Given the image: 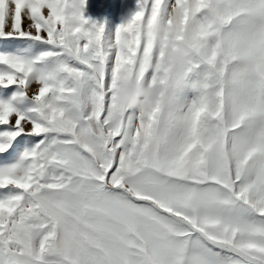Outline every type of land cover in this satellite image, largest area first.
Listing matches in <instances>:
<instances>
[{
	"label": "snow or ice",
	"instance_id": "1",
	"mask_svg": "<svg viewBox=\"0 0 264 264\" xmlns=\"http://www.w3.org/2000/svg\"><path fill=\"white\" fill-rule=\"evenodd\" d=\"M87 3L0 0V264H264V0Z\"/></svg>",
	"mask_w": 264,
	"mask_h": 264
},
{
	"label": "clouds",
	"instance_id": "2",
	"mask_svg": "<svg viewBox=\"0 0 264 264\" xmlns=\"http://www.w3.org/2000/svg\"><path fill=\"white\" fill-rule=\"evenodd\" d=\"M174 34L175 29L171 26L165 24L159 28V42L165 46L174 45L164 60L168 72L182 69L186 58L191 55L187 45L174 40ZM170 87L171 84L167 77L164 78V82H158L154 86L143 85L130 78L119 86L118 104L127 109L144 110L155 105Z\"/></svg>",
	"mask_w": 264,
	"mask_h": 264
},
{
	"label": "rangeland",
	"instance_id": "3",
	"mask_svg": "<svg viewBox=\"0 0 264 264\" xmlns=\"http://www.w3.org/2000/svg\"><path fill=\"white\" fill-rule=\"evenodd\" d=\"M137 0H88L86 16L104 22L114 30L122 18L136 8Z\"/></svg>",
	"mask_w": 264,
	"mask_h": 264
}]
</instances>
